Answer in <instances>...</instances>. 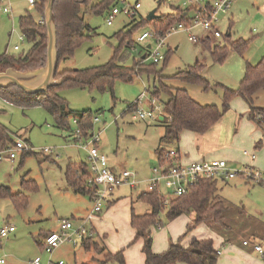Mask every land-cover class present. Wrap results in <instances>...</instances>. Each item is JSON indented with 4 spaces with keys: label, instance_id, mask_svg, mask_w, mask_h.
Returning a JSON list of instances; mask_svg holds the SVG:
<instances>
[{
    "label": "rangeland",
    "instance_id": "obj_1",
    "mask_svg": "<svg viewBox=\"0 0 264 264\" xmlns=\"http://www.w3.org/2000/svg\"><path fill=\"white\" fill-rule=\"evenodd\" d=\"M109 1L111 3L98 13L90 12V7L83 8L81 16L90 29L73 56L59 64L58 72L95 68L114 59L117 65L130 72V80H116L112 92H101L96 87L59 89L68 129L58 127L56 116L41 105L20 106L0 97V125L8 130L13 142L7 148L20 141L27 147L25 153H30L23 157L24 151L18 152L13 161L8 160V154H5V160L0 161V187L10 188L13 195L27 197L25 209L16 208L9 198L0 199V229L5 226L15 228L7 239H0V260L4 264H30L35 258H40L45 264L48 256L41 249L44 235L57 231L62 220H77L92 207L88 197L76 195L68 189L65 174L68 165L89 166L88 154L80 147L88 144L90 136L97 132H101L99 147L108 160L114 162V167H123L142 184L135 192L127 186L115 189L118 199L110 206L104 203L101 214L94 218L91 227L100 235L95 236L94 242L104 253L64 244L54 252L52 260L102 264L106 256L122 252L125 264H145L143 241L136 238L131 217L150 211L145 202L137 200V193L145 188L144 183L152 176L151 170L161 165L155 149L165 133L166 123L136 121L133 109H148L154 88L160 89L163 84L172 90L186 91L201 106H215L221 111L224 90L236 91L244 77L246 64L255 66L264 57V0H232L228 12L219 15L217 29L223 35L229 34L232 41H249L247 51L243 55L230 51L223 63L216 64L206 48L188 40V33L170 34L162 51L167 62L156 65V79L148 74L151 62L142 61L150 41L138 43L137 38L152 28L146 19L150 12L155 10L156 16L169 14L173 11L171 4L164 1L158 5V0ZM137 1L141 9L135 19L120 14L111 26L106 25L112 7L121 9L123 5H133ZM98 3L92 1L91 5ZM4 8H10V11L4 13ZM26 13L38 19L28 0H0V55L17 56L30 48L18 27L19 17ZM118 33H121V38L115 36ZM191 33L199 38L206 35L201 29H194ZM210 41L213 46H224L221 39L212 38ZM15 46H19L18 51L14 50ZM196 63L204 68L200 77L208 83L207 90L169 79ZM142 94L145 98L140 100ZM166 100V95L160 93L155 99L156 107H161ZM251 107L264 110V88L253 96L251 106L244 99L234 97L229 110L210 130L204 134H192L190 147L205 155L207 160H225L232 171L249 163L243 155L245 151L253 153L256 160L252 164L264 169V130L249 118ZM82 113L90 114L94 125L87 139L78 140L74 121ZM95 118L97 123H94ZM172 147L177 148L176 145ZM162 148L169 150L170 146L165 141ZM167 184L159 185L165 206L174 199L173 189ZM216 197L226 208L224 226L201 223L188 229L194 219V214L189 212L171 222L170 227L165 209L158 217L160 226L151 229L155 244H160L163 239L167 243L187 247L193 240L206 239L213 242L220 256L224 249L245 253L241 246L244 239L258 238V235L264 237L263 187L246 184L240 178L218 181ZM105 215L108 216L106 219ZM254 259L260 264L257 258H253V263ZM103 264L118 263L109 261Z\"/></svg>",
    "mask_w": 264,
    "mask_h": 264
},
{
    "label": "trees",
    "instance_id": "obj_2",
    "mask_svg": "<svg viewBox=\"0 0 264 264\" xmlns=\"http://www.w3.org/2000/svg\"><path fill=\"white\" fill-rule=\"evenodd\" d=\"M92 1H54L52 19L56 26L58 67L60 63L73 56L75 50L83 42L84 37L87 36L85 33L90 29L81 16L83 8L90 7V12L98 13L105 5L111 3L109 0H104L96 5H91ZM46 2L47 0H35L33 9L38 19H35L28 13L19 17L18 27L20 34L30 45V48L26 53H21L17 56L8 55L7 53L0 55V73L8 69L27 72L39 69L45 65L47 28L44 13ZM163 2L164 0H158V5ZM171 7L173 9L171 13L158 16L153 21H147V24L150 23L152 28L159 31L163 37L166 36L172 27L184 21L181 10L173 6ZM115 36L121 38V33ZM221 40L224 46L221 44L213 46L208 39L201 42L209 51L212 61L216 64L223 63L230 51L243 55L249 46V41L241 39L232 41L229 34L223 35ZM145 50L147 51L146 48ZM166 62L167 60L165 59L163 64H166ZM58 67L55 79H63V83L60 86L51 87L44 93L36 95H28L16 87L8 86L0 88V97L20 106L41 105L49 113L56 116L58 127L68 129L63 109L64 102L58 96L59 89L63 87L79 89L96 87L101 92H112V86L116 80H130V72L117 65L114 59H111L102 66L85 70H63L59 73ZM155 67V64H151L148 67V74H152L157 79ZM203 70V66L196 63L193 67H188L169 79L181 81L189 85H198L207 90L208 83L200 77ZM262 88H264V57L255 66L246 64L244 77L236 91L224 90V103L221 111L215 106H201L194 102L187 95L186 91L172 90V88L169 89L162 84L160 89L155 88L152 93L155 99L159 98L160 93L165 94L167 97V100L162 103L163 112L166 115L163 123H166V127L164 136L160 141L168 143L177 142L180 133L183 131H190L195 134L206 133L229 110V104L234 97L244 99L251 106L253 96ZM60 113L63 114L60 115ZM249 118L264 130V110H255L251 107ZM75 121L80 131L79 139H87L89 137L88 133L93 129L94 125L91 115L88 113L79 114ZM12 143L8 130L0 125V151ZM166 153V150L163 148L157 150L160 164H171V161L165 158ZM29 154L28 152L22 153V156L25 157ZM87 176L86 166L68 168L65 174V181L68 189L74 194L86 196L90 199L93 196V191L85 186ZM216 193L217 182L205 180L195 184L187 195L172 199L166 206L164 198L158 189L141 195L140 198L149 206L150 211L140 216L133 214L131 217V227L136 233V238L143 241L142 252L145 264H216L218 253L214 249L211 240H193L187 247L170 244L166 251L155 254L152 252L151 237V229L160 226L158 217L165 209L167 210V220L169 222L183 214L193 213L194 219L188 225V229H192L201 223H214L224 226L226 208L216 197ZM2 198L11 199L14 206L18 209H25L27 206V197L25 195H13L9 188L6 187H0V199ZM82 247L86 251L103 252V249H98L99 245L96 242L88 241ZM109 261L125 264L122 252L106 256L102 264Z\"/></svg>",
    "mask_w": 264,
    "mask_h": 264
},
{
    "label": "built area",
    "instance_id": "obj_3",
    "mask_svg": "<svg viewBox=\"0 0 264 264\" xmlns=\"http://www.w3.org/2000/svg\"><path fill=\"white\" fill-rule=\"evenodd\" d=\"M171 6L181 10L184 21L172 27L166 34L162 36L159 31L154 28L144 31L138 38V43L150 41L149 49L146 51L145 59L151 64L158 65L163 63L165 55L163 50L166 48L165 39L170 34L177 32L188 33V40L193 44L201 43L203 40L222 39L223 34L217 29L219 15H224L228 12L232 0H164ZM30 6H34L35 0H28ZM141 9L140 3L137 1L133 5H123L121 9L112 7L106 18V25L111 26L114 18L117 15H124L129 19H135ZM10 8H4L3 12L8 13ZM201 29L206 35L202 38L192 35L191 31ZM15 51L19 50V46L14 47ZM145 95L142 94L140 100H143ZM155 98L148 102L149 108L144 110L135 107L133 110V119L136 121L147 122L156 120L161 113V107H156ZM97 118L94 123H97ZM76 123V121H74ZM80 131H76V137L79 139ZM101 132L92 134L88 144L80 147L87 152L89 166H87L88 176L85 181V186L90 188L93 196L90 198L92 207L89 213L82 219L77 220H62L59 223L58 230L47 234L41 243V249L48 256L45 264H66L63 261L54 262L52 256L54 252L62 245L68 244L73 248L83 246L86 242H94L96 236L95 230L91 227L95 217L102 212L104 203H108L111 192L122 186H127L135 189L140 182L136 177L126 170L116 172L109 167L108 158L101 152L100 144ZM27 147L20 141L15 142V146L0 151V161L5 160V154H8V160L13 161L16 153L24 151ZM47 152V150H44ZM243 155L248 158V164H242L240 170H230L225 160H211L189 165L179 164H161L158 168L152 169V176L144 184L149 192L155 189L159 190L161 183L168 182V186L173 189L172 195L174 198L182 197L190 192V189L200 181H229L235 178L242 179L246 184L252 183L256 186L264 188V169L256 168L252 162L256 160V155L249 152H244ZM166 160L173 161L177 159L175 150H169L165 155ZM166 185V186H167ZM15 232L13 226H5L0 229V239H7ZM243 247L251 246L257 254L261 264H264V237L244 240ZM219 254V253H218ZM0 260V264H4ZM30 264H42L40 258H35Z\"/></svg>",
    "mask_w": 264,
    "mask_h": 264
},
{
    "label": "crops",
    "instance_id": "obj_4",
    "mask_svg": "<svg viewBox=\"0 0 264 264\" xmlns=\"http://www.w3.org/2000/svg\"><path fill=\"white\" fill-rule=\"evenodd\" d=\"M94 1V3H98L99 1H97V0H93ZM94 5H96V4H94ZM156 14V13H155ZM229 25L231 26V24L229 23ZM242 40V39H241ZM148 43V42H147ZM201 44V43H200ZM202 45V44H201ZM148 46H149V44H148ZM147 46V47H148ZM147 47H146V49H147ZM202 47H204V45H202ZM205 48V47H204ZM170 52H171V50L170 49H168ZM143 57H145V56H143ZM142 60H143V58H142ZM155 89V88H154ZM165 114H164V112H163V106H161V113L158 115V117H157V119L156 120H151V121H159V122H164V119H165ZM192 134H195V133H193V132H190V131H183V132H181L180 133V135H179V137H178V140H177V142H167L168 143V145L170 146V148H169V150H175V152L177 153V159H175V160H173L172 162H171V164H179V165H189V164H194V163H200V162H204V161H211V160H207L206 159V157H205V155H202V154H200L199 153V151L198 150H196V149H192L191 147H190V145H191V143H192V141H193V136H192ZM196 135H198V134H196ZM164 136V135H163ZM162 138V137H161ZM161 138L159 139V141L157 142V148L155 149V155H156V157H157V160H158V155H157V150L158 149H160V148H162V143L163 142H161L160 140H161ZM177 146V148H175V147H172V146ZM164 149V148H163ZM100 150H101V152L103 153V149H101L100 148ZM169 150H166V152H168ZM104 154V153H103ZM107 157V156H106ZM108 158V157H107ZM159 162V161H158ZM108 164H109V167L112 169V170H114V171H116V172H120V171H123V170H125L123 167H114L115 165H114V162L111 160V162L108 160ZM111 164H113V165H111ZM69 167L68 168H80V167H83V166H86V165H84V164H79V165H73V166H70V165H68ZM87 167V166H86ZM68 170V169H67ZM67 172V171H66ZM151 175H152V170H151ZM142 184V183H141ZM141 184H139L138 186H140ZM145 185V184H144ZM2 187H4V186H2ZM129 188V187H128ZM137 188V187H136ZM135 188V189H136ZM10 189V188H9ZM130 189V191H134L135 192V189H131V188H129ZM11 190V189H10ZM115 191V189L111 192V196H110V199H109V202H108V204H109V206L110 205H113L114 203H115V199L117 200L118 199V196L119 195H117V193H115L114 192ZM137 193V192H136ZM146 193H149V190L147 189V186L145 185V188L143 189V190H141V191H139L138 193H137V200H139V201H142V202H144L140 197H141V195H143V194H146ZM132 195L133 194H131L130 196V200H131V202H132ZM89 199V198H88ZM90 200V199H89ZM91 209V208H90ZM90 209L89 210H87V212L83 215V216H81L79 219H82V218H84L88 213H89V211H90ZM138 216H140V215H138ZM182 216V215H181ZM106 217H108L107 215H105V219H106ZM180 217V216H179ZM178 217V218H179ZM104 219V218H103ZM177 219V218H176ZM175 219V220H176ZM110 220V219H109ZM174 221V220H173ZM173 221H171V222H173ZM101 222H102V220H101ZM170 222V223H171ZM172 224L173 223H171L170 224V227L172 226ZM58 226H59V223H58ZM169 226H168V229L170 228ZM171 229V228H170ZM94 230H95V233H96V236H100L99 235V233H98V231L94 228ZM53 232V231H52ZM135 232V231H134ZM49 233H51V232H48V233H46L45 235H44V237L47 235V234H49ZM171 236H172V234H170ZM174 236V235H173ZM43 237V238H44ZM258 238H261L260 237V235H258ZM171 239V238H170ZM200 240H204V239H200ZM245 240V239H244ZM243 240V241H244ZM242 241V242H243ZM189 245V244H188ZM170 246V243H167L166 242V240H163L162 239V241H161V243L160 244H155V242L153 241V238H152V252L153 253H155V254H160L159 252L161 251V250H164V251H166L167 249H168V247ZM241 246H242V243H241ZM84 248V247H83ZM166 248V249H165ZM242 248H243V251L245 252V253H243V252H234V251H232L231 249H224L223 251L224 252H222V254H220V256H219V254H218V258H217V263L216 264H257V262H256V260H255V262L253 263V258H257L258 259V261L260 262V260H259V258H258V256H257V254L253 251V249H252V247L251 246H248V247H243L242 246ZM214 249H215V247H214ZM216 250V249H215ZM164 251H162V252H164ZM103 253H104V250H103ZM143 253V252H142ZM217 253H218V251H217ZM143 257H144V254H143ZM68 263V262H67ZM66 263V264H67ZM127 263H128V259H127ZM144 263H145V258H144ZM68 264H72L71 262H69ZM73 264H76V263H73ZM260 264H261V262H260Z\"/></svg>",
    "mask_w": 264,
    "mask_h": 264
},
{
    "label": "water",
    "instance_id": "obj_5",
    "mask_svg": "<svg viewBox=\"0 0 264 264\" xmlns=\"http://www.w3.org/2000/svg\"><path fill=\"white\" fill-rule=\"evenodd\" d=\"M55 0H47L45 4L44 20L47 28V48L45 65L39 69L19 72L8 69L0 73V88L13 86L25 94L36 95L44 93L51 87H58L63 83V79H55L58 67V57L56 49V26L53 22V4ZM156 11L153 10L147 16V21H153L158 18ZM149 49V46L147 47ZM144 59V57H143Z\"/></svg>",
    "mask_w": 264,
    "mask_h": 264
}]
</instances>
